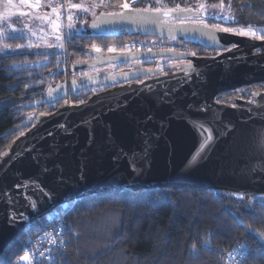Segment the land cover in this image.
I'll return each instance as SVG.
<instances>
[{"label":"water","instance_id":"95a60500","mask_svg":"<svg viewBox=\"0 0 264 264\" xmlns=\"http://www.w3.org/2000/svg\"><path fill=\"white\" fill-rule=\"evenodd\" d=\"M117 12H102L107 15ZM98 13L90 20V28L101 33H127L158 37L197 39L211 47L222 48L231 44L239 49L224 52L222 56L192 57L187 56L194 67L202 73L197 78L194 71L189 73L192 81H183L184 73L143 81L144 84L157 82L160 87L155 92L147 91L136 95L134 90L143 89L137 82L121 84L93 93L83 103L63 105L49 114H40L23 133L13 140L0 156V191L11 189L21 179H36L49 190L56 193L51 202H43L32 218L24 224L9 227L6 221L9 205L0 201V256L4 249L15 240L34 220L54 210L63 203L88 194L109 191L115 188L132 190L153 187H180L193 190H220L245 192V194H264V111L259 115L264 103V94L258 96L255 104L234 99L232 103H216L219 94L257 82H264V50L257 54L254 47L264 45V40L251 39L228 33L216 32L219 45H213L201 34L195 25H181L169 22L162 17L160 24H133L127 21L102 23L93 29L92 23L101 16ZM211 31V29H208ZM100 53V52H99ZM97 52L95 54L98 56ZM152 57L187 54L175 49L152 50ZM146 57L147 51L107 56L104 61H122L125 57ZM215 57V59H212ZM228 57L242 58L229 61ZM132 60V59H127ZM122 72L103 78L99 84L111 81V77L121 80ZM171 83L165 84V81ZM165 87L176 88L171 103H157V94H162ZM193 92L197 95L193 96ZM127 107L115 108L117 102ZM46 100H48L46 98ZM207 102L222 121L221 127H228L223 135L216 137L215 144L206 159L197 155L193 165L185 168L186 162L197 153L199 137L182 119H174L175 109L188 110V105ZM256 111L249 112L247 109ZM114 109V110H109ZM192 115L204 118V114L192 112ZM151 116V120L146 117ZM96 117H99L98 119ZM89 120V124H82ZM161 121H165L161 127ZM65 124L66 129L58 127ZM34 125V126H33ZM52 132V136L47 133ZM70 132L71 134H68ZM147 132L152 136L153 147L149 155V165L145 175L135 177L131 173L129 161L122 158L113 161L117 147L125 152L139 151L142 138L139 133ZM115 141L108 144L109 134ZM91 138V142H90ZM40 150V164L50 169L42 174L41 166L32 162V155L12 159L15 153L25 145H33ZM47 157V158H45ZM57 165L59 167H57ZM83 167L85 179L79 180ZM65 179L64 184L57 183L58 178Z\"/></svg>","mask_w":264,"mask_h":264},{"label":"trees","instance_id":"16d2710c","mask_svg":"<svg viewBox=\"0 0 264 264\" xmlns=\"http://www.w3.org/2000/svg\"><path fill=\"white\" fill-rule=\"evenodd\" d=\"M192 1L183 0V3L192 5ZM206 1L219 3V0ZM105 2L119 5L123 0ZM175 3H181V0H159L156 6L171 8ZM153 4L155 0H137L134 7L144 8ZM244 4L251 7L242 10ZM232 8L240 10L241 18L251 16L260 20L264 13V0H232ZM117 11L120 10L106 12ZM131 36L127 33L79 30L72 33L71 39L65 38L63 47L55 52L25 48L24 55L6 57L0 54V153L7 150L38 115L49 114L60 106L69 105V102L81 103L93 94L91 87L99 86L98 82L104 76L96 71V51L89 46H105ZM2 42L14 47L24 44L26 39L6 37ZM181 47L197 49L189 41L182 43ZM41 52L46 55L37 54ZM35 62L41 63L24 66ZM65 80L76 83L49 97V86ZM62 84L66 86V83ZM245 89L249 86L239 89L244 91H226L219 96L220 101L225 102L232 95L243 96ZM29 114L32 116L30 121ZM161 192L165 195H160ZM233 193L238 192L153 187L137 190L115 188L81 196L62 211L65 220L70 222L71 235L68 234L65 251L56 255L53 264H240V255L234 253L235 259H230L228 253L233 249H243L245 243L250 251L244 250L247 259L243 264H264V247L257 239L258 234L264 232V222H254L241 213L245 227L255 230V234L250 235L236 226L235 214L243 205L236 203ZM245 200L254 207L256 216L264 218V208L252 199V194H245ZM49 225L46 216L32 221L4 249L0 264H15L24 255L27 237ZM205 243L210 244L217 254L203 249L201 245ZM193 244L200 252L195 258L185 252V248L190 249ZM41 264L47 263L41 261Z\"/></svg>","mask_w":264,"mask_h":264},{"label":"snow or ice","instance_id":"6c2138e0","mask_svg":"<svg viewBox=\"0 0 264 264\" xmlns=\"http://www.w3.org/2000/svg\"><path fill=\"white\" fill-rule=\"evenodd\" d=\"M137 2V0H123V2L119 5L121 11L118 13H110V14H101L97 20H95L91 27L93 29H97L100 27L102 23H109V22H117V21H127L133 24H160L162 17H172L180 22L181 25H185L187 22L189 25H195L201 30V34L206 36L209 41L212 42L213 45H219L220 41L215 35L216 32H222V33H228L233 35H239L242 37H250L254 38L256 40H264V13L261 14V19L258 21L256 19L248 18V19H241L240 15L237 14H231L226 12V9H230L232 6V0H219V3L213 4L211 6L206 5L205 3H201L200 0H196L195 4L188 5L184 4L183 0H181V3H175L173 7L171 8H162L160 6H156L159 4V0H155V4H153L150 7H144V8H136L134 7V4ZM12 0H7V4L5 5V8L9 5H11ZM21 3L27 5L29 9H42L44 7H50L51 12H45L43 16H40L37 13H34V19L37 20H46L48 24L52 25V29L55 32L59 25L54 23V20L61 19L63 12H62V6L60 5H54L51 2L48 4H41L40 0H21ZM183 5V6H182ZM251 7L249 4H244L242 6L243 9H247ZM71 8L73 9H79L80 13L86 14L89 9L88 8H81L79 4H72ZM8 15L7 11L0 14V19L3 18V16ZM209 18L211 21H215L210 23ZM67 20L69 22V32L67 33L66 37L67 39L72 38V32L75 30L74 26L72 24L73 21V15L68 14ZM229 23L233 25H241L240 27H229V26H223L222 24ZM243 25H246L244 27ZM208 29H211L209 31ZM40 32H44V27L40 28ZM2 34V32H0ZM32 36H36L37 34L35 32L31 33ZM8 38L15 40V39H26L25 33L22 29L17 30L16 28H12L11 32L8 33ZM172 39L175 40V36H172ZM56 41L61 40L60 35L55 36ZM46 46L48 48L53 47H63L62 44H51L47 43ZM39 48L40 45L33 44L31 40L29 39V42L27 44H17L15 48H12L11 46L5 44L2 49H0V54L3 56H17V55H24V49L25 48ZM94 50L99 53L101 50L100 48H97L95 46ZM146 47V46H145ZM233 49H239V45L237 44H231L228 46H223L222 51H217V56H222L224 52H231ZM254 52L259 54L264 50V45H261L260 47H254ZM109 52L113 51V48L109 47ZM40 55H46V53H37ZM152 50L151 48L147 49V56L145 59L152 58ZM195 57L197 54L196 52H190L187 54H180L175 55V59L179 61H183L187 59V56ZM125 61L127 59H138L136 56L132 57H125ZM212 59H215V57H212ZM242 58L238 57H228L229 61H237ZM103 62V61H101ZM18 67V66H14ZM189 70H192L195 72V75L197 78H202V73L196 69L192 62L189 60L186 65H184V79L183 81H176L177 84L183 85V83H189L192 81V76L189 75ZM159 71H162L160 69ZM159 71L152 72L149 71L147 73H122L120 75V79L124 81H130L133 78H139L140 76H158ZM113 83L116 82V77L110 78ZM75 81H73V85H75ZM141 84L144 85L143 89L134 90L136 95L142 94V92L147 91L149 93L155 92L156 89L160 87V84L157 82L155 85L153 84H144L143 81H140ZM171 83V81H165V84ZM28 87V85H26ZM176 88H168L165 87L162 94H157L156 102L157 103H171V97L173 93L176 91ZM244 91V90H241ZM49 97L52 96V90L49 89L48 92ZM197 93L193 92V96H196ZM245 95H249L245 91ZM252 99H249V104H255L256 100L255 97L259 96V92H252L251 94ZM216 103H220V98H215ZM83 103V101H81ZM128 105V99H125L123 101V105H121L119 102L116 103L115 108H120L121 106L127 107ZM232 107H237L236 103L233 101ZM18 110V109H17ZM114 110V109H109ZM219 109H214L212 105L208 104L207 102L201 103L199 105L190 104L188 105V110L177 108L173 111L172 117L174 119H182L184 120L197 134L199 137V147L197 149V153L193 154L192 158H190L186 164L185 168H189L193 165L194 161L197 158V155H199L200 159H206L208 154L211 152L213 145L215 144L216 137L218 135H223L224 131L228 127L225 125L223 128L221 127L222 121L220 120V116L218 115ZM249 112H254L256 110L254 109H247ZM264 111V103L260 106V111H256V114L259 115L260 112ZM202 113L204 114V118H200V116L192 115L191 113ZM97 119L99 117H96ZM29 121L32 120L31 114H29L28 117ZM147 120H151V116L146 117ZM82 124H89V120H84L81 122ZM165 121H161V127L164 126ZM34 126V125H33ZM61 129H66L65 124L61 123L58 125ZM68 134H71L68 132ZM21 136L24 135L23 132L20 133ZM48 136H52V132L47 133ZM142 138V143L140 146L139 151H132V152H125L123 149L117 147L116 154L113 155L112 159L113 161H119L122 158H126L129 161V165L131 167V173L134 174L135 177H141L145 175L147 171V167L149 165V155L151 152V149L153 147V139L152 136L149 135L147 132L139 133ZM91 142V138H90ZM115 141L112 139V134H109L108 137V144L113 145ZM35 153V154H33ZM33 154L32 155V162L35 164H38L41 166V173L45 174L50 171L49 168L46 166L40 164V150L36 147L35 144L33 145H25L22 147L19 151L15 153V156L9 160V163L12 162V159L25 157L26 155ZM47 158V157H45ZM57 167H59L57 165ZM85 179L83 167L81 169V173L79 175V180L83 181ZM66 181L61 176L58 178L57 183L64 184ZM12 188L15 189V194L12 193L11 189H4L3 191H0V201L7 202L9 205L8 213L6 216V221L9 227L15 226L16 224H24L27 223L28 220L32 218L33 213H36L38 211L39 206L47 201L51 202L55 199L56 193L49 190L43 183H41L39 180L36 179H21L18 183H14L12 185ZM160 195H165V193L161 192ZM237 204L243 205L242 208L237 209L235 214V221L236 226L243 228L245 232L249 233L250 235L255 234V230L251 229L250 227H245L243 223V219L241 218V213H244L247 215V218L250 220H253L257 223L264 222V218L258 217L255 215V209L252 207L246 200H245V192L241 191L239 193H233V197ZM252 199L255 200L257 203L261 205L262 208H264V196L257 197L255 193L252 194ZM61 232H64L66 234L71 235V233L67 232V227H65L62 230L53 229V234L55 236L61 235ZM257 239L260 240V246L264 247V232H260L257 236ZM50 243L52 245H55V239L52 236H49ZM203 249H206L207 251L211 252L213 255L217 254L215 249L211 248L210 244H203L201 245ZM244 250L250 251V249L247 248V244L245 243L243 246V249H233V252L228 253L230 259H235L234 253L241 256L240 264H243L244 259H247V257L244 255ZM32 249L29 247L28 251L25 252L23 256L19 258V264H27L29 262V252H31ZM47 255H45V252H37L33 254V259L35 260V264H41V258L46 259L48 261V264H53V253L52 249L48 248L46 249ZM185 252L189 255H191L193 258L199 256L200 252L197 250V247L195 244L192 245V247L185 248ZM11 264V262H9Z\"/></svg>","mask_w":264,"mask_h":264},{"label":"rangeland","instance_id":"374dc122","mask_svg":"<svg viewBox=\"0 0 264 264\" xmlns=\"http://www.w3.org/2000/svg\"><path fill=\"white\" fill-rule=\"evenodd\" d=\"M51 2L54 5H60L58 1L56 0H40L41 4H48ZM201 3H205L206 5H213L214 3H209L206 0H200ZM196 0L192 1V4H195ZM227 3V1H226ZM7 4V0H0V14L4 13L7 11L8 15L3 16L2 19H0V49L4 47L6 43H3L2 40L8 37V33L11 32L12 28H16L17 30L22 29L25 33L26 42L24 44H27L29 42V39L31 42L35 44H39L40 47L36 48L33 47V49L36 50H47L50 52H55L57 49H61V47H53V48H48L46 46L47 43L51 44H64V39L69 32V27H68V20H67V15L70 13L73 15V21L72 24L74 26V31L77 32L79 30L87 32L88 28V22L89 19L93 18L95 15H97L98 12H106L109 10H120L119 5H111L106 3L105 1H100V0H66V5L62 6V12L63 15L61 19L59 20H54V23L59 25L57 30L54 32L52 29V25L48 24L46 20H37L34 19V13L39 14L40 16H43L45 12H51L50 7H44L42 9H29L27 5L21 3V0H12L11 5L5 8V5ZM72 4H79L81 8H88L89 11L86 14L80 13L79 9H73L71 8ZM217 4V3H216ZM226 12L231 13V14H237L240 15V10L238 8H231L226 9ZM241 16V15H240ZM252 18L256 19L259 21V19L251 17V16H245V19ZM241 19H244L241 18ZM44 27V32H40V28ZM246 27V25H244ZM35 32L37 35L32 36L31 33ZM72 32V33H73ZM60 35L61 40L56 41L55 36ZM182 42H177L175 40H162L160 38H136L135 36H131L129 39H124L121 41H116L113 43H110L105 46L101 45H91L89 46L90 48H94L93 46L100 48V50L103 53H108L107 55H120L124 54L126 52L134 51L136 49H145L146 47H151V48H159L164 46L167 47H173V46H178L181 47ZM8 45V44H7ZM11 46V45H9ZM146 46V47H145ZM12 48H15V46H11ZM109 47L113 48L112 52H109L108 49ZM136 48V49H135ZM41 62H35L33 64H25L24 66H35L36 64H40ZM117 67V64L114 62H109V63H97L96 65V71L100 72L103 74L104 72L102 71H112L115 70ZM98 73V74H100ZM109 75V74H108ZM71 80H65L61 82V84H58L56 86H49L52 90H62L63 85L62 83H66V87L70 84ZM247 91V89H245ZM61 93V92H59ZM47 96H45V99ZM50 101V98L48 99ZM6 149L3 150V152ZM1 152L0 155L3 153ZM15 264H19V259L15 262ZM27 264H33L32 259L29 256V262Z\"/></svg>","mask_w":264,"mask_h":264},{"label":"flooded vegetation","instance_id":"af4514ba","mask_svg":"<svg viewBox=\"0 0 264 264\" xmlns=\"http://www.w3.org/2000/svg\"><path fill=\"white\" fill-rule=\"evenodd\" d=\"M166 20L169 21V22L180 23L178 20H176L174 18L166 19ZM209 22L212 23V22H215V21H211V19L209 18ZM223 26L240 27L241 25H232V24H229V23H224V24H222V27ZM87 30H92L90 28V20L88 22ZM133 35L136 38H141V39H143V38H160L163 41L164 40H173L172 38H167V37L132 34V36ZM251 39H254V38H251ZM175 41L182 42V43H184L185 41L192 42L193 44H195L197 46V49L196 50H186V49H184L182 47H178V46H173L171 48V47H167V46L163 45L162 47H159V48L146 47L145 49H142V50L141 49H136L134 51L126 52L124 54H132L133 52L147 51L148 48H151V50L175 49L177 51L186 52V53L196 52V54H197L196 56H198V57H206V56H215L217 51H222V48L211 47L208 44H206L205 42L197 40V39L176 38ZM200 49H203V51H199ZM107 54L103 53V52L99 53L98 56L95 58V61H98V63L114 62V63L117 64V67L115 68V70H112V71H109V72H107L106 70L103 71L104 73L102 75L104 77H102V79L107 77V76H111L112 74H117L119 72L132 74V73H137V72L147 73L149 71L157 72L160 69H162V71H159V75L158 76L154 75V76H151V77H146V76L142 75L138 79L137 78H133L130 81L116 80L115 83H113L112 81H109V82L107 81V82H105L103 84H100L99 86H92L91 87L92 88V93H96V92L111 88L113 86L121 85V84H130L132 82L140 83V81H146V80L153 79V78H158V77H161V76H167V75H171V74H175V73H184V65H186L188 63V61H189V59L188 60L179 61V60H176L175 58L170 57V56H156V57H152L150 59H145V57H142V58L126 60V61L122 60V61H118V62H116V61H107V62H105L104 61L105 57L114 56L112 54L111 55H107ZM101 61H103V62H101ZM191 71L192 70H189V73ZM69 85L74 86L73 85V80H71ZM66 86L64 85L62 90H56V89L52 90V96L51 97L55 96L59 92H64L67 89ZM246 86H249V89H247V91H246L247 93H249V95H245V93L243 94V96H239V97L232 95L231 97H228L225 102L224 101H220V102L230 104V103H232V101L234 99H240V100L249 101V99H252V97L250 95L252 92H259L260 95L264 94V82H257V83H253V84L246 85ZM242 87H245V86H242ZM242 87L233 89L232 91L230 90L231 91L230 93L241 91L239 89L242 88ZM86 90H87V88H86ZM220 95H222V93L219 94L218 97ZM254 99L256 100V103H257L258 96L255 97Z\"/></svg>","mask_w":264,"mask_h":264},{"label":"built area","instance_id":"2783aa9c","mask_svg":"<svg viewBox=\"0 0 264 264\" xmlns=\"http://www.w3.org/2000/svg\"><path fill=\"white\" fill-rule=\"evenodd\" d=\"M62 3H66V0H60ZM105 1V0H100ZM92 48V47H91ZM94 49V48H92ZM136 49V48H135ZM73 104H79V102H69V105ZM75 200L69 201L67 203H63L56 207L54 210L50 211L48 214H46V218L50 222V225L44 228L42 231L35 233L34 235H31L27 237V246L24 248V254L28 251V248L30 247L32 249L31 252H29V256L32 259V262L35 260L33 259V254L39 252H45V255H47L46 249L51 248L53 253V263L56 260V255L65 251L67 241H68V234L61 232V235L55 236L53 234V229L62 230L65 227H67V232L69 233L71 230L70 222L66 221L64 218V211L70 203H73ZM49 236H52L55 239V245H52L49 240ZM41 261L46 262L48 264V261L46 259L41 258Z\"/></svg>","mask_w":264,"mask_h":264}]
</instances>
